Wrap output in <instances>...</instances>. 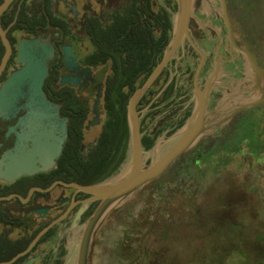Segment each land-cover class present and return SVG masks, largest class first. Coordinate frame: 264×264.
I'll return each mask as SVG.
<instances>
[{
    "label": "flooded vegetation",
    "instance_id": "af4514ba",
    "mask_svg": "<svg viewBox=\"0 0 264 264\" xmlns=\"http://www.w3.org/2000/svg\"><path fill=\"white\" fill-rule=\"evenodd\" d=\"M5 3L0 27L11 52L0 86L22 67L17 57L23 39L48 40L53 56L43 89L58 110L45 122L55 129L47 138L57 152L53 160L45 169L37 162L40 170L31 174L0 178V264H66L70 248H78L102 202L78 186L109 181L127 163L111 176L97 178L108 87L123 83L126 93L140 87L149 76L144 74L146 57L156 56L157 65L177 34L181 40L172 58L137 109L140 113L150 99L170 102V115L148 132L164 129L155 146L160 136L184 128L198 99H205V132L152 184L151 194L197 175L222 181L228 157L252 168L264 155V109L247 110L257 100L264 103V0H0V9ZM4 54L0 34V65ZM23 103L0 117V158L22 133ZM12 126L16 132L9 131ZM140 129L142 137L148 134L142 122ZM36 139L28 138L27 146L32 148ZM133 194L96 224L93 264H102L104 254L106 264H119L120 253L130 245V230L139 224L140 214L133 207L144 210L139 203L143 192Z\"/></svg>",
    "mask_w": 264,
    "mask_h": 264
},
{
    "label": "rangeland",
    "instance_id": "374dc122",
    "mask_svg": "<svg viewBox=\"0 0 264 264\" xmlns=\"http://www.w3.org/2000/svg\"><path fill=\"white\" fill-rule=\"evenodd\" d=\"M159 101L150 99L140 106L144 132L170 115V102ZM171 136H160L144 153V168L172 146ZM263 157L252 168L228 157L222 181L197 175L189 182L165 185L154 196L152 184L139 189L144 210L133 207L135 214L140 212L139 224L131 228L130 245L120 253L119 264L126 256L125 264H156L157 259L160 264H264ZM207 173L212 174L211 168ZM77 249V245L70 248L66 264L76 263ZM106 259L104 254L102 264Z\"/></svg>",
    "mask_w": 264,
    "mask_h": 264
},
{
    "label": "water",
    "instance_id": "95a60500",
    "mask_svg": "<svg viewBox=\"0 0 264 264\" xmlns=\"http://www.w3.org/2000/svg\"><path fill=\"white\" fill-rule=\"evenodd\" d=\"M6 4L1 7L0 14ZM186 10L188 9L185 8L184 11ZM0 34L5 45V54L0 65L1 73L9 58L11 49L1 27ZM180 40L181 37L177 34L172 40L171 48L166 51L162 60L155 66L145 82L129 98L127 118L130 138L125 169L118 176L104 183L78 186L81 190L93 195L94 200H102V202L85 227L78 245L75 264H89V261H91L93 230L101 216L119 201L144 186L157 182L169 170L173 162L192 148L205 132V99H198L191 120L184 128L170 137V139H175L172 146L157 161L144 168L143 155L147 150H145L142 142L141 117L137 106L142 96L152 87L167 66ZM52 56L53 47L48 40L39 38L23 39L19 44L17 57V61L22 67L13 71L0 86V117L6 118L8 113L17 109V103L24 100L22 105L24 115L20 118V124L24 127L22 133L18 134L19 140L17 143L0 158V178L2 179L12 180L20 175L31 174L36 170H40L36 166L37 162L41 163L44 166L43 169H45V163L49 159L52 161L57 153L52 149V144L47 141L48 137H52L55 129L51 126L49 127L51 129H48L45 122H49L57 116L58 108L48 101L43 89L48 76V62ZM259 107L264 109V103L257 100L247 106V110ZM16 129V126L9 127L10 132H16ZM32 135L37 136L38 139L35 140V145L30 148L27 146V140ZM125 170L126 173L123 174ZM51 226L43 230L41 234Z\"/></svg>",
    "mask_w": 264,
    "mask_h": 264
},
{
    "label": "trees",
    "instance_id": "16d2710c",
    "mask_svg": "<svg viewBox=\"0 0 264 264\" xmlns=\"http://www.w3.org/2000/svg\"><path fill=\"white\" fill-rule=\"evenodd\" d=\"M157 57H146V71L144 74L148 76L156 66ZM142 72H135L141 74ZM120 87H108L106 108L108 112L107 121L104 126L99 141L100 163L97 167V178L105 179L116 173L123 163L128 159L129 151V125L127 118L128 98L135 91L134 87H130L128 93L123 88V83ZM116 98V99H112ZM164 130V129H163ZM163 130L155 133H148L142 137V142L145 150H150Z\"/></svg>",
    "mask_w": 264,
    "mask_h": 264
},
{
    "label": "bare ground",
    "instance_id": "6f19581e",
    "mask_svg": "<svg viewBox=\"0 0 264 264\" xmlns=\"http://www.w3.org/2000/svg\"><path fill=\"white\" fill-rule=\"evenodd\" d=\"M126 173V170H125V172L123 173V174H125ZM123 176V175H122Z\"/></svg>",
    "mask_w": 264,
    "mask_h": 264
}]
</instances>
